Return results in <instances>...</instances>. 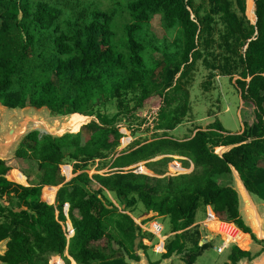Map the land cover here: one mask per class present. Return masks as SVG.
I'll list each match as a JSON object with an SVG mask.
<instances>
[{"label":"trees","instance_id":"obj_1","mask_svg":"<svg viewBox=\"0 0 264 264\" xmlns=\"http://www.w3.org/2000/svg\"><path fill=\"white\" fill-rule=\"evenodd\" d=\"M209 1L210 12L202 6L196 8L195 0L129 2L131 20L118 49L115 12L90 13L80 8L79 22L73 27L61 22L64 12L51 0H0V103L11 110L47 107L55 114L70 107L69 114L93 115L102 126L92 134L43 135L38 140L36 133L28 137L16 155L37 161L42 173L38 187L24 188L9 180L26 184L16 168L0 162V242L10 239L8 252L0 257L4 264H49L52 255L70 264L67 250L76 264L139 262L137 251L147 254L149 250L142 241L153 235L143 232L128 213L120 212L109 196L125 212L134 213L142 205V225L170 220L175 235L165 244L163 260L178 255L187 264L197 262L206 245L200 247L199 230L190 228L201 207H210L216 221L235 224L250 234L234 186L220 181L232 180V166L251 194L264 199V0H247V8L246 0ZM80 5L78 2L74 9ZM246 11L251 22L257 17L256 25L247 19ZM216 16L223 26L219 48L225 51L219 69L234 84L241 100L252 106L254 118L245 120L237 134L217 120L178 139L171 133L191 111L185 79L201 60L207 59L210 67ZM157 17L168 31H178L171 49H161L151 36ZM52 54L50 66L61 81L58 87L50 78L29 76L28 66L36 55L45 60ZM163 64L166 77L162 83H154L152 76ZM215 77L212 74L209 79ZM101 94L109 100L106 103L115 102L117 112L111 118L96 110L95 98ZM156 97L160 98L158 104H154ZM148 106L159 109L155 128L159 133L150 141L138 140L119 150L124 135L118 123L137 121ZM226 147L233 148L223 156L215 153ZM173 156L185 158V169L192 163L193 171L169 174ZM159 157L165 158L153 161ZM67 159L75 164L65 163ZM96 161L101 162L99 173L91 177L89 167ZM64 165L69 182L62 175ZM105 170L108 172L102 173ZM49 186H62L56 207L52 205L55 190L47 189L45 201L41 199ZM38 194L40 199L32 204ZM66 204L75 231L69 245L59 223L65 221ZM251 257L250 252L235 246L226 264Z\"/></svg>","mask_w":264,"mask_h":264},{"label":"rangeland","instance_id":"obj_2","mask_svg":"<svg viewBox=\"0 0 264 264\" xmlns=\"http://www.w3.org/2000/svg\"><path fill=\"white\" fill-rule=\"evenodd\" d=\"M52 5L61 9L64 12V15L61 19V22H70L72 26L77 23L78 15L77 13L80 11V8L87 9L90 13L94 11H100L105 13H113L115 12V18L113 21V31L115 33V44L119 47L123 44L124 40V29L130 23V15L127 10V5L129 2L133 0H51ZM81 5L78 8L74 7L77 3ZM202 6L204 10L210 12L211 4L209 0H195V7ZM246 8H247V0H246ZM246 17L247 11H246ZM217 24L216 33L214 36L213 41L215 42L211 47V52H214V56L209 58L208 61L210 63V67L207 66L205 61L201 60L197 63L195 69L191 72L190 77L185 79V91L189 93V101L191 106V111L184 119L183 123L177 127L175 131L171 134L178 139H183L188 135H191L197 128L206 129L210 124L214 123L215 121H220L223 127L232 134H237L241 130H243V124L245 120H252L254 118V112L252 106L247 103H244L241 100L240 94L238 93L234 84L230 82L229 77H226L224 73H222L220 66H222L223 58L222 55L224 54V50L219 48L221 46V34L223 31V26L220 23L219 18L216 16ZM249 20V19H248ZM250 21V20H249ZM79 22V21H78ZM251 22V21H250ZM64 23V26L67 28L68 24ZM253 24V22H251ZM255 23V22H254ZM151 36L155 39L156 44L161 48L164 49L165 47L172 48L173 41L177 37V30L168 31L160 22V18L157 17L152 22V26L150 29ZM39 52V51H38ZM149 55L152 56V51H149ZM38 55V53H37ZM32 60V63L28 66L31 68V76L34 80H41V79H48L50 78L53 83L58 87L61 84V81L57 79L51 70L50 62L53 58V54L49 55L43 59H39L38 57ZM158 57V55L156 54ZM215 56H217L218 60H214ZM227 56V54H226ZM165 68V64H163L152 76L154 83L160 84L166 77V72H163ZM33 69V71H32ZM214 74L216 77L214 80H210L209 76ZM219 77V78H218ZM178 78V77H177ZM109 100H106V97L101 94L95 98V104L97 105V111H100L110 118L113 117L117 110L115 106V102L106 103ZM160 102V98H154V104H158ZM105 104V105H104ZM1 105V104H0ZM2 106V105H1ZM4 107V106H3ZM28 108V107H27ZM5 114L9 116L10 114H17L19 111L25 109H16L11 110L5 107ZM33 109V108H29ZM41 110V109H40ZM15 111V112H13ZM39 111V110H38ZM240 111L242 112V119H240ZM72 113V109L70 107H65L61 109L56 115H51V124L53 130H55L56 135L61 136L59 130L62 129L64 123L70 124L72 119H77V124L67 125L69 130L76 131H65L68 134H78L81 131L85 134H92V132H96L98 127H102L97 120V118L93 115L90 116H83L77 114H69ZM159 110L158 108H152V106H148L145 110L142 111V114H139L137 117L140 118L137 121L132 120L131 123L128 121H120L118 123V128L120 132L124 135V138L121 140V146L119 150H126L127 147L129 148L135 141H142L148 139L149 141L153 139L156 132V124L158 118ZM57 120V121H56ZM56 121V122H55ZM63 125V126H62ZM94 125V126H92ZM92 126V127H90ZM43 135L39 133L38 140H41ZM130 145V146H129ZM216 154L220 155V152L216 149ZM177 160L171 162L168 166V173L169 174H177V173H189L194 168L191 164V168L186 170L183 167L182 161H180L179 157H175ZM159 160V158H157ZM65 163L74 165L75 163L67 159ZM9 166H13L17 169V172L21 173L25 177V181L28 187H38L39 181L42 179V173L38 170V163L34 159H18L16 155L14 160L7 162ZM100 161H96L92 166L89 167V174L90 176H94L98 174V170L100 169ZM62 168V175L67 177L68 171H66L65 167ZM143 166V165H142ZM143 170H147L144 169ZM108 172V170L103 171L102 173ZM162 177V176H161ZM166 177V176H165ZM69 181L71 179L68 176ZM12 180V179H11ZM220 183L223 184H232V186L236 187V181L234 178L232 180L230 178L222 179ZM62 187V186H61ZM61 187H46L50 190H55L53 200H56V196L58 191ZM47 189H45L44 194L47 193ZM262 195L264 196V187L261 189ZM43 192L41 193V199ZM111 201L113 202L114 206L119 209L120 212L128 213L135 221L136 224L141 225V218L144 216L145 209L142 205H139L137 211L131 213L129 211L125 212L126 209L124 206H120L117 200L113 196H109ZM44 198V197H43ZM38 199H40V194L31 201L32 204H35ZM257 204L260 206V210L263 213L264 209L261 205L264 206V199L254 197ZM45 200V198H44ZM47 201V200H46ZM48 202V201H47ZM261 204V205H260ZM56 207V203L52 204ZM263 209V210H262ZM63 214L68 212V206H65ZM60 212L56 208V217L59 216ZM141 217V218H140ZM160 225L163 227V232L161 234V238L158 237L149 238V240H144L143 243L145 246L150 248V252L147 251L148 255V262L150 261H160L161 256L160 253L163 252L162 248L163 245L166 244L167 240H164V236L169 238L173 233L172 225L169 219H158L156 220ZM196 225L193 227L196 231L199 230L200 238L203 242L204 239L207 238H215L212 242H207L203 246L206 248L202 252L201 256L198 258L195 264H226L229 263L228 257L230 255V250L224 254V247L222 246V242L224 245L228 242L231 244V247L238 246L241 250L249 251L247 248H242V245L238 242L245 243L248 238L250 239V234H243V232H238L234 234V228L229 225L227 227V231L225 234L221 231L222 224H217L215 221L214 213L210 208H199L196 212ZM63 223V232L67 235V242L75 237V231L69 232V228L71 227L70 222H62ZM146 224L142 226L144 232H154L155 234L159 235V230L155 224ZM69 229V230H68ZM73 231V230H72ZM248 238H247V236ZM172 238V237H171ZM170 238V239H171ZM169 239V240H170ZM139 243V242H138ZM251 243V239H250ZM68 248V247H67ZM190 248V246H189ZM261 248H264V244L261 245ZM223 253L221 254L220 252ZM68 252V250H67ZM155 252V253H154ZM160 252V253H159ZM138 255L144 256V252L142 250L137 252ZM165 254V252H164ZM58 256L52 255L49 257L50 263L49 264H67L66 261L62 262L61 260H57ZM131 264H135V262H129ZM41 264H44L41 263ZM72 264V262L70 263ZM73 264H76L73 262ZM172 264H187L186 261H183L181 256L173 255V262Z\"/></svg>","mask_w":264,"mask_h":264},{"label":"water","instance_id":"obj_3","mask_svg":"<svg viewBox=\"0 0 264 264\" xmlns=\"http://www.w3.org/2000/svg\"><path fill=\"white\" fill-rule=\"evenodd\" d=\"M257 18L254 25H256ZM1 104V103H0ZM2 105V104H1ZM0 105V162H10L16 157V153L22 143L31 135L40 133L42 135L51 136L53 138H63L68 133L56 135L55 130L52 128L51 115H56L51 112L47 107L37 109L33 107L25 108L17 114H5V107ZM33 108V109H29ZM39 110V111H38ZM15 112V111H13ZM59 130L58 132H60ZM68 131V130H67ZM233 147L223 148L219 156H223L230 151ZM156 161V160H153ZM232 176L236 181V190L240 201V215L242 221L247 229L250 230L252 236L258 243H264V212L260 210L259 204L256 203L254 196L247 188L245 182L241 178L236 169L230 166ZM261 205V204H260ZM264 209V206L261 205ZM213 238H210L212 241ZM10 239H5L0 242V257H3L8 252V244ZM207 240L204 239L200 243L202 247ZM140 261L135 264H149L146 256H140ZM173 256L163 261L162 264H172ZM0 264H4L0 260ZM238 264H264V252L257 258L250 260L249 258L241 260Z\"/></svg>","mask_w":264,"mask_h":264},{"label":"clouds","instance_id":"obj_4","mask_svg":"<svg viewBox=\"0 0 264 264\" xmlns=\"http://www.w3.org/2000/svg\"><path fill=\"white\" fill-rule=\"evenodd\" d=\"M256 18H257V17H256ZM158 110H159V109H158ZM41 135H42V134H41ZM130 145H131V144H130ZM130 145H129V146H130ZM127 148H128V147H127ZM122 150H123V149H122ZM218 155H219V154H218ZM163 158H165V157H159V160H160V159H163ZM172 159H174V161L177 160V159L175 158V156H173ZM179 159H180V161L185 160V158H182V157H179ZM155 160L157 161V159H155ZM174 161H173V162H174ZM191 164H192V163H191ZM142 165H144V164H141V165H139V166H142ZM192 165H193V164H192ZM136 167H138V166H136ZM193 168H194V165H193ZM186 170H188V169H186ZM192 171H193V170H192ZM177 174H178V173H177ZM172 175H173V174H172ZM9 180H11V179L9 178ZM11 181L20 184V185L23 186L24 188H27V187L24 186L25 184H21V183L15 181V180H13V179H12ZM59 187H60V186H59ZM28 188H30V187H28ZM65 206H68V212H67V215H66V213L64 214L65 221H59V223L61 224L62 227H63V223H62V222H65V223L70 222V223H71V221H70V219H69V209H70L69 204H66ZM65 206H64V207H65ZM208 208H210V207H208ZM210 210H212V209L210 208ZM64 212H65V211H64ZM214 215H215V214H214ZM59 216H60V214H59ZM59 216H57V219H59V218H58ZM215 219H217L216 216H215ZM218 221H220V220H218ZM216 222H217V221H216ZM220 222H221V224H222V223H225V222H222V221H220ZM155 223H156V224H155ZM148 224H150V223H148ZM152 224H155L156 226L159 225V226H161V228L163 229L162 225H160L157 221L152 222ZM152 224H151V225H152ZM225 224L231 225V226L234 228V234L237 233V231H238V232H239V231L242 232V231H241V230H240L235 224H231V223H225ZM137 225H138V224H137ZM195 225H196V223H195ZM195 225H194V226H195ZM138 226H140L141 229H142V226H145V225H142V224H141V225H138ZM194 226H192L190 229H193ZM69 229L71 230V232H74V228H73L72 223H71V227H70ZM69 229H68V230H69ZM72 230H73V231H72ZM142 230H143V229H142ZM143 232H144V231H143ZM145 233H146V232H145ZM64 234H65V233H64ZM148 234L153 235V237H158V239H159V238H161V234H162V233L159 234V235H157V234H154V232L151 231V232H149ZM243 234H246V233H243ZM174 235H175V234H174ZM65 237H66V240H67V235H66V234H65ZM250 237H251L253 240H255L254 237L252 236L251 232H250ZM170 238H171V237H170ZM170 238H166V237L164 236L163 239L168 241ZM206 240H207V242H210V238H207ZM214 240H215V238H213L212 242H213ZM143 241H144V240H143ZM143 241H142V242H143ZM167 241H166V242H167ZM201 242H202V241H201ZM201 242H200V243H201ZM255 242H257V241L255 240ZM139 243H140V241H139ZM257 243H258V242H257ZM143 244H144V243H143ZM259 244H264V243H259ZM222 246H223V247L225 246V247H224V249H225V250H224V251H225L224 254H225L227 251H229V250H230V252H231V249H232L233 247H235V246L231 247V244H230L229 242H228L227 244H225V245H224V242H222ZM200 247H201V246H200ZM202 247H203V246H202ZM236 247H238V246H236ZM149 250H150V248H149ZM162 250H163V253H164V252L166 253L165 245H163ZM242 251H244V250H242ZM143 252H144V251H143ZM246 252H250V251H246ZM263 252H264V251H263ZM263 252H261L258 256H260ZM144 253H145V252H144ZM159 253H160V252H159ZM220 253L222 254L223 251L220 252ZM250 253H251V252H250ZM137 255H138V253H137ZM144 255H145L146 258H147V255H146V254H144ZM163 255H164V254H163ZM138 256H139V255H138ZM251 256H252V255H251ZM258 256H256V257H251V258L255 259V258H257ZM66 257H67V259L70 261V263L72 262V264H73V262H75L73 259L70 258V256L68 255V252H66ZM253 259H252V260H253ZM57 260H61L62 262H64V260L61 259V258H59V257L57 258ZM147 260H148V258H147ZM162 261H163V260H162ZM162 261H161L159 264H162ZM228 261H229V260H228ZM132 262H133V261H132ZM49 263H50V262H49ZM75 263H76V262H75ZM149 264H150V263H149Z\"/></svg>","mask_w":264,"mask_h":264},{"label":"crops","instance_id":"obj_5","mask_svg":"<svg viewBox=\"0 0 264 264\" xmlns=\"http://www.w3.org/2000/svg\"><path fill=\"white\" fill-rule=\"evenodd\" d=\"M255 2V1H254ZM256 6V5H255ZM255 11H256V8H255ZM255 16H256V14H255ZM219 78V77H218ZM239 115H240V119H242V117H241V115H242V112L240 111V113H239ZM17 172V171H16ZM71 180V179H70ZM67 182H69V178H68V176H67ZM25 187H27L28 188V185H27V183L24 185ZM61 187V186H60ZM47 189V188H46ZM43 197H44V191H43V195H42ZM42 197V200H44V198ZM45 201V200H44ZM56 203V200H53V204H55ZM216 221V220H215ZM217 224H221V222L220 221H217L216 222ZM156 224V223H155ZM174 236V234H172L170 237H173ZM247 236V235H246ZM169 237V238H170ZM247 238H248V236H247ZM250 239H251V243H250ZM250 239L248 238V240H246L245 241V243H241V242H238V243H240L241 245H242V248H246L247 246H249V248H247L250 252H251V255H252V257H256V256H258L261 252H263V250H264V248H261V245L262 244H259V243H257V242H255V240H253L251 237H250Z\"/></svg>","mask_w":264,"mask_h":264},{"label":"bare ground","instance_id":"obj_6","mask_svg":"<svg viewBox=\"0 0 264 264\" xmlns=\"http://www.w3.org/2000/svg\"><path fill=\"white\" fill-rule=\"evenodd\" d=\"M77 119L80 120L79 118H75V119H72V120H71V123H70V124L64 123V126L62 125L63 127H62V129H61V131H60V134H63V133H65V131L69 130V127L67 128V125L70 126V125H72V124H74V123L77 124ZM56 121H57V120H56ZM56 121H55V122H56ZM75 124H74V125H75ZM69 131H70V130H69ZM71 131H76V129L71 130ZM71 131H70V132H71ZM72 134H74V133H72ZM220 151L222 152L223 149L220 150ZM220 151H219V152H220ZM262 210H263V209H262Z\"/></svg>","mask_w":264,"mask_h":264},{"label":"built area","instance_id":"obj_7","mask_svg":"<svg viewBox=\"0 0 264 264\" xmlns=\"http://www.w3.org/2000/svg\"><path fill=\"white\" fill-rule=\"evenodd\" d=\"M229 225L228 224H225V223H222V227L220 228L221 231L223 232V234H225V232L227 231V227ZM157 228L159 230V234H161L163 232V229L161 228V226L157 225ZM69 232H71V230H69ZM155 234V233H154ZM225 247V246H224Z\"/></svg>","mask_w":264,"mask_h":264},{"label":"flooded vegetation","instance_id":"obj_8","mask_svg":"<svg viewBox=\"0 0 264 264\" xmlns=\"http://www.w3.org/2000/svg\"><path fill=\"white\" fill-rule=\"evenodd\" d=\"M138 245H139V244H138ZM138 251H139V250H138ZM138 251H137V252H138ZM148 251H149V250H148ZM149 252H150V251H149ZM154 253H155V252H154ZM163 254H164L163 252L160 253V256H161V260H160V261H153V262L150 261L149 263H150V264H159V263L163 260ZM146 255H148V253H147ZM163 261H164V260H163ZM163 261H162V263H163ZM129 262H132V261H129ZM133 262H135V261H133ZM130 264H131V263H130Z\"/></svg>","mask_w":264,"mask_h":264}]
</instances>
